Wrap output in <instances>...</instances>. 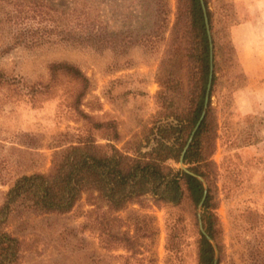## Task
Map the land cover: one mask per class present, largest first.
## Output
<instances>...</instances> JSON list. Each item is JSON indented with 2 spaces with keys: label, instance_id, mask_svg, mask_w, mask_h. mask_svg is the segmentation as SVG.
I'll use <instances>...</instances> for the list:
<instances>
[{
  "label": "rangeland",
  "instance_id": "374dc122",
  "mask_svg": "<svg viewBox=\"0 0 264 264\" xmlns=\"http://www.w3.org/2000/svg\"><path fill=\"white\" fill-rule=\"evenodd\" d=\"M207 2L215 82L203 143L208 164L201 167L208 176L199 177L210 190L209 210L195 207L186 191L178 204L148 199L110 213L118 222L86 196L65 215L31 216L19 206L0 225L18 238V253L0 264H199V212L204 230L207 215L217 228L214 247L209 242L216 264H264V0ZM42 4L78 33L83 10L94 19L85 29L103 27L122 41L97 48L53 33L42 44V26L52 25L42 22ZM176 6L177 0H0V208L18 178L47 172L71 143L88 133L108 143L73 109L75 84L50 81L52 62L75 64L90 79L79 109L114 124L119 138L110 143L117 149L131 143L129 152H149L159 129L187 123L198 74L185 49L175 57L168 51ZM130 36L138 42L126 45ZM166 164L189 171L180 157ZM124 233L136 238L131 248Z\"/></svg>",
  "mask_w": 264,
  "mask_h": 264
},
{
  "label": "trees",
  "instance_id": "16d2710c",
  "mask_svg": "<svg viewBox=\"0 0 264 264\" xmlns=\"http://www.w3.org/2000/svg\"><path fill=\"white\" fill-rule=\"evenodd\" d=\"M204 4L214 44L213 15L209 10L207 0H204ZM54 11L58 12L54 7L42 4V22L52 21L49 28L46 25L42 26V44L50 42V35L53 33H56V36L62 40H76L97 48L116 46L119 41H122L120 36L108 35L103 27L85 29L88 21H94V19L85 16L83 10H79L76 16L77 30L79 29L80 33L61 24V21H56ZM83 28L86 33L81 32ZM170 36L168 43L170 56L175 57L180 49H185L189 66H195L197 69L198 79L195 83L197 92L187 115V123L178 129L171 126L159 129L160 137L156 141V146L149 152L143 153L138 148L131 153L128 151L130 149H127L131 143H128L124 149H117L112 145L110 142H116L119 138L114 124L95 122L79 109L90 89V79L75 64L66 61L49 64L50 81L54 82L59 77H63L75 84V92L72 96L73 109L90 123L91 129L102 132L108 143L100 145L94 136L88 133L87 136L71 143L56 154L47 172L18 178L5 194L4 203L0 208V225L19 206L31 216L68 214L83 196L88 199V205L106 209L107 211L103 213H109V218L110 213H119L129 205L141 206L148 199L153 200L156 205L178 204L183 199L184 191L188 193L195 207L200 203L204 190L203 184L185 171H174L166 164L168 160L180 157L203 109L210 70V51L200 0H177L175 21L170 29ZM123 40L126 45L138 42L136 37L132 39L131 36ZM214 82L215 74L212 78V88ZM209 105L210 99L204 119L194 133L183 157V163L188 165V170L206 180L208 175L201 170V167L208 164L205 152H203V143L204 137L208 138L211 128ZM170 140L171 144H169ZM206 145L208 148L210 144L207 142ZM210 206L211 195L208 189L203 203L204 211L207 212ZM110 220L119 221L114 215ZM204 224L208 236L216 239L217 228L211 215L204 217ZM120 236L126 242L127 248H131L135 243V236L127 233ZM18 241L17 237L9 234L0 226V258L9 256L15 260L18 253L16 249ZM101 244L103 249H110L104 241H101ZM213 260V248L201 234L198 263L213 264Z\"/></svg>",
  "mask_w": 264,
  "mask_h": 264
},
{
  "label": "water",
  "instance_id": "95a60500",
  "mask_svg": "<svg viewBox=\"0 0 264 264\" xmlns=\"http://www.w3.org/2000/svg\"><path fill=\"white\" fill-rule=\"evenodd\" d=\"M200 4L202 7V11H203V15H204V23H205V27H206V31H207V35H208V39H209V51H210V64H209V66H210V70H209L208 82H207V86H206V92H205V98H204L202 113H201L200 118H199L197 124L195 125L189 139H188V142H187L185 148L183 149V151L180 155V163L181 164H183V157H184L185 151L188 148V145L190 144V142L192 141L194 133L196 132V130L200 126L202 120L204 119V116H205V113L207 110L208 101H209V95H210L212 78H213V46H212V40H211V34H210V27H209V22H208V17H207V13H206V7L204 4V0H200ZM183 171H185L186 173L196 177L203 184L204 190H203V196H202L201 201L199 203V209H200L203 206V203H204L206 196H207V188L205 186V183L201 177H199V176H197V175H195V174H193V173H191L185 169H183ZM198 222H199V228H200L202 235L213 245L211 238L208 236V234L203 229L200 212L198 213ZM213 247H214V245H213ZM216 263H217V258L214 259L213 264H216Z\"/></svg>",
  "mask_w": 264,
  "mask_h": 264
}]
</instances>
